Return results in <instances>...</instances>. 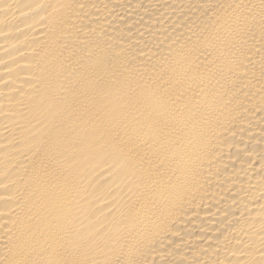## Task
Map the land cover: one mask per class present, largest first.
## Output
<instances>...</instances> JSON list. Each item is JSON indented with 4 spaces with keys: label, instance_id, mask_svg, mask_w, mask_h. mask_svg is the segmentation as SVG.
<instances>
[{
    "label": "bare ground",
    "instance_id": "obj_1",
    "mask_svg": "<svg viewBox=\"0 0 264 264\" xmlns=\"http://www.w3.org/2000/svg\"><path fill=\"white\" fill-rule=\"evenodd\" d=\"M0 264H264V0H0Z\"/></svg>",
    "mask_w": 264,
    "mask_h": 264
}]
</instances>
